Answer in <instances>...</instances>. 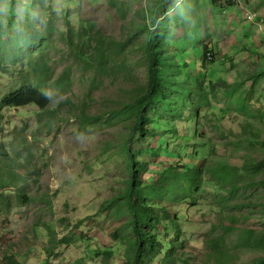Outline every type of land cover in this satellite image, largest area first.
<instances>
[{
    "label": "rangeland",
    "instance_id": "rangeland-1",
    "mask_svg": "<svg viewBox=\"0 0 264 264\" xmlns=\"http://www.w3.org/2000/svg\"><path fill=\"white\" fill-rule=\"evenodd\" d=\"M214 3L0 0V264H264V0Z\"/></svg>",
    "mask_w": 264,
    "mask_h": 264
},
{
    "label": "trees",
    "instance_id": "trees-1",
    "mask_svg": "<svg viewBox=\"0 0 264 264\" xmlns=\"http://www.w3.org/2000/svg\"><path fill=\"white\" fill-rule=\"evenodd\" d=\"M227 4L232 5L233 3L229 2ZM221 7H223V5H221ZM1 27L2 25L0 19V29ZM148 71H149V82L147 87V93L145 97L139 102L140 107L138 113V120L134 127L135 130L143 131L144 125H143L142 112L147 106L153 103L155 98L163 90V85L159 79L158 71L154 64V61H152V63L150 64ZM0 104L2 106H8V107H24L28 105H35L39 110H44L48 106L49 100L43 93H41V91L38 88L31 85H27V86H22L19 89L3 97L0 101ZM263 170H264V161L260 162L255 168L256 172H260ZM167 175L169 176L168 173ZM137 183L138 181L134 179L130 187L129 195L132 198L134 196H137L139 199H141L143 197V190H141V188L138 189ZM130 208L134 215L133 221L136 226L135 230L137 233V241H138L139 249L140 252H142L141 251L143 250L142 245L144 244L145 241L149 242L150 245L152 246L155 244V241L150 235H146L140 228H138V225L146 221V219H151L150 224L152 225H156L157 223L160 222V220L158 217H152V213H154L153 209L148 208L146 205L142 206L139 203V201L132 204Z\"/></svg>",
    "mask_w": 264,
    "mask_h": 264
},
{
    "label": "crops",
    "instance_id": "crops-1",
    "mask_svg": "<svg viewBox=\"0 0 264 264\" xmlns=\"http://www.w3.org/2000/svg\"><path fill=\"white\" fill-rule=\"evenodd\" d=\"M36 235H38L37 234V230H34L33 231V233H32V235L31 236H26L27 237V239L26 238H24V239H26V240H22L23 241V243H24V246H27V242H30V239H32L33 237L34 238H38ZM40 235V234H39ZM46 237L47 236H44V238L42 237H40V239H42L43 241L44 240H46ZM49 242V241H48ZM33 245H29V247H27V249H25L24 251H18V252H14V253H16V255L17 256H20V254H23L22 255V257L20 256V257H14L15 258V260H16V264H23L24 262H25V264H33V261H35L36 262V264H38V262H37V260L34 258V260L33 259H28V256L29 255H31L32 253H33ZM27 257V258H26ZM35 264V263H34Z\"/></svg>",
    "mask_w": 264,
    "mask_h": 264
},
{
    "label": "built area",
    "instance_id": "built-area-1",
    "mask_svg": "<svg viewBox=\"0 0 264 264\" xmlns=\"http://www.w3.org/2000/svg\"><path fill=\"white\" fill-rule=\"evenodd\" d=\"M214 1H215L216 4H220V5H222V4H227V3H229V2H231V3H233V4L240 5V4H242V2H243L244 0H214Z\"/></svg>",
    "mask_w": 264,
    "mask_h": 264
}]
</instances>
